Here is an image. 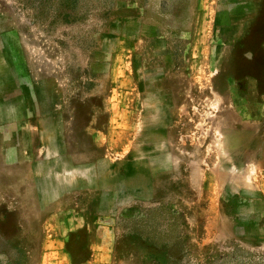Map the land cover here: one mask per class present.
Wrapping results in <instances>:
<instances>
[{"label":"rangeland","instance_id":"obj_1","mask_svg":"<svg viewBox=\"0 0 264 264\" xmlns=\"http://www.w3.org/2000/svg\"><path fill=\"white\" fill-rule=\"evenodd\" d=\"M0 264H264V0H0Z\"/></svg>","mask_w":264,"mask_h":264}]
</instances>
